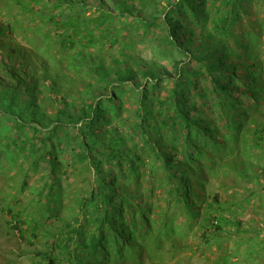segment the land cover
<instances>
[{"label": "trees", "instance_id": "trees-1", "mask_svg": "<svg viewBox=\"0 0 264 264\" xmlns=\"http://www.w3.org/2000/svg\"><path fill=\"white\" fill-rule=\"evenodd\" d=\"M3 3L0 169L30 197L0 211L20 240L43 241L38 264H163L150 243L180 237L181 208L203 244L242 230L207 183L232 174L264 191V63L241 28L264 0ZM77 173L87 187L70 196Z\"/></svg>", "mask_w": 264, "mask_h": 264}, {"label": "rangeland", "instance_id": "rangeland-1", "mask_svg": "<svg viewBox=\"0 0 264 264\" xmlns=\"http://www.w3.org/2000/svg\"><path fill=\"white\" fill-rule=\"evenodd\" d=\"M1 6L4 7V3L1 4L0 0ZM260 9L257 23L264 22V7ZM7 13L3 14L5 19L7 16L13 15L12 13L7 15ZM248 21L243 19L241 28L252 29L253 32H257L260 39L258 52H261L259 59L264 63V32L261 33L264 27L260 25L257 28V23L253 24V22ZM15 35L17 41L24 42L28 32L19 29ZM25 45L29 46L26 41ZM134 51L140 52L145 57L150 55L149 49L136 48ZM0 163L8 165L5 160ZM43 167L45 165H42ZM15 171V168L0 169V204L5 199L10 202L11 208L17 210L19 206H24L30 194L27 189L20 192L10 187V184L19 183V175L14 178L10 176ZM29 174L33 180L38 175L35 171H29ZM81 177L77 173V175L70 174L68 178L64 179V184L69 188L68 194L70 196L78 189L87 187ZM207 187L208 193L216 192L222 199H228L231 202L229 215H234L241 221L242 230H235V227L229 223L219 235L216 234L217 236L213 241L209 244H203L199 219L195 222L188 220L186 212L181 208L173 217L175 223L180 224V237L173 243L164 242L158 250L156 245L154 247L150 243V255L154 257L155 261L163 264H264V204L261 203L264 200V191L258 185L244 184V181L236 179L232 174L223 176L221 173L210 177ZM251 187H254L253 192H251ZM13 194H16V203L12 202ZM67 201L68 199L65 200V202ZM164 201L161 199L159 202L155 201L156 213L165 214L166 208L161 209V207H165ZM64 211L68 212V209L64 207ZM7 221L12 223V218L10 220V216L3 215L0 211V264H38L39 259L35 256V249H41L43 241L40 239L39 243L30 244L20 240L17 234L15 235L11 231ZM256 231H259V234L255 233ZM173 250L176 252H171Z\"/></svg>", "mask_w": 264, "mask_h": 264}]
</instances>
